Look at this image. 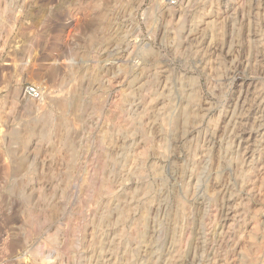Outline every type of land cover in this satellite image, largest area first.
<instances>
[{
	"label": "rangeland",
	"instance_id": "rangeland-1",
	"mask_svg": "<svg viewBox=\"0 0 264 264\" xmlns=\"http://www.w3.org/2000/svg\"><path fill=\"white\" fill-rule=\"evenodd\" d=\"M186 1L0 0V264H264V0Z\"/></svg>",
	"mask_w": 264,
	"mask_h": 264
},
{
	"label": "bare ground",
	"instance_id": "bare-ground-1",
	"mask_svg": "<svg viewBox=\"0 0 264 264\" xmlns=\"http://www.w3.org/2000/svg\"><path fill=\"white\" fill-rule=\"evenodd\" d=\"M200 0H187L186 2V4H187V6H186V9H184V10H182V12L179 14V16L181 17L182 15H183V13H186V12H188L189 11V9H191V8H193V7H195L196 5H198V4H200L201 2H199ZM204 1V0H203ZM154 2H155V5H156V8H157V10L159 11V12H162L163 11V6L164 5H162V3H160V0H154ZM0 6H1V4H0ZM3 9V8H2ZM198 9V8H197ZM167 13H168V16L169 17H171V16H173L174 14H173V12H172V10L171 9H169L168 11H167ZM41 17V16H40ZM35 21V20H34ZM2 24V23H1ZM44 24V23H43ZM27 26V25H26ZM10 30V29H9ZM11 31V30H10ZM21 31V30H20ZM23 36V35H22ZM43 38V37H42ZM19 39V38H18ZM34 41V40H33ZM5 43V42H4ZM39 90V89H38ZM42 95L44 96V92H42ZM42 95H40V96H42ZM58 97V96H57ZM37 99V98H36ZM35 102V101H34ZM33 103V102H32ZM39 103V102H38ZM33 104H35V103H33ZM32 218V217H31ZM42 262H44V261H42ZM46 262V261H45Z\"/></svg>",
	"mask_w": 264,
	"mask_h": 264
},
{
	"label": "built area",
	"instance_id": "built-area-1",
	"mask_svg": "<svg viewBox=\"0 0 264 264\" xmlns=\"http://www.w3.org/2000/svg\"><path fill=\"white\" fill-rule=\"evenodd\" d=\"M186 0H165L166 4L171 7L179 6L180 4H183ZM26 94H28L31 97L37 98L40 97L39 91L34 87H27L26 88Z\"/></svg>",
	"mask_w": 264,
	"mask_h": 264
}]
</instances>
